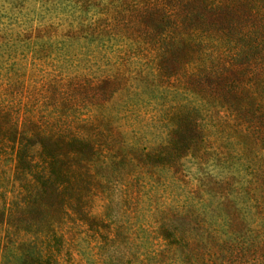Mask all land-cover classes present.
<instances>
[{
    "label": "trees",
    "instance_id": "obj_1",
    "mask_svg": "<svg viewBox=\"0 0 264 264\" xmlns=\"http://www.w3.org/2000/svg\"><path fill=\"white\" fill-rule=\"evenodd\" d=\"M0 264H264V0H0Z\"/></svg>",
    "mask_w": 264,
    "mask_h": 264
}]
</instances>
